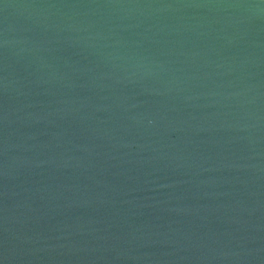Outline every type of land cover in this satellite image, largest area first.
<instances>
[{
    "label": "water",
    "instance_id": "95a60500",
    "mask_svg": "<svg viewBox=\"0 0 264 264\" xmlns=\"http://www.w3.org/2000/svg\"><path fill=\"white\" fill-rule=\"evenodd\" d=\"M0 264H264V0H0Z\"/></svg>",
    "mask_w": 264,
    "mask_h": 264
}]
</instances>
